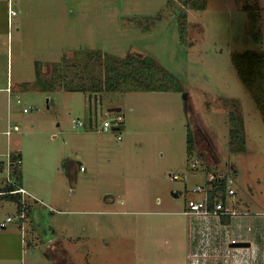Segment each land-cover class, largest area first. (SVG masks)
I'll return each mask as SVG.
<instances>
[{"label": "rangeland", "instance_id": "1", "mask_svg": "<svg viewBox=\"0 0 264 264\" xmlns=\"http://www.w3.org/2000/svg\"><path fill=\"white\" fill-rule=\"evenodd\" d=\"M203 4L0 0V78L7 72L19 89L10 106L20 126L13 136L23 159L17 182L25 190L15 196L20 212L16 200L0 197V222L13 219L0 229V264H264V124L255 90L242 85L233 63L246 51L264 55V0ZM89 52L97 54L88 60ZM103 56L110 64L145 59L156 67L153 84L136 64L142 90L124 84L98 94L96 104L70 90L76 75L106 78ZM59 65L63 85L51 74ZM112 107L122 109L124 122L103 131L118 115L106 113ZM229 113L243 121L242 154L227 147ZM188 124L206 161L197 150L189 155ZM1 162L4 156L0 188L15 186ZM220 172L234 179L228 206L250 215L229 224L183 215L188 200L204 198L193 190Z\"/></svg>", "mask_w": 264, "mask_h": 264}, {"label": "trees", "instance_id": "2", "mask_svg": "<svg viewBox=\"0 0 264 264\" xmlns=\"http://www.w3.org/2000/svg\"><path fill=\"white\" fill-rule=\"evenodd\" d=\"M171 1H178L181 8L185 9H193V10H197V9H203V0H171ZM183 19V18H182ZM97 53H95V55L92 52H89L87 54V59L89 60V58H92L96 56ZM100 56V54H98ZM98 56V57H99ZM104 57V62L106 64L107 67V63H108V71H107V76L106 78L100 82L99 80H97V78H86L84 77V75L78 76L76 75L77 79L70 80V90H77V91H84L86 93H88V95H93V96H97L98 99L99 96L98 94H102V93H114V92H121L123 89H125V86L122 88L121 86H123L124 84H128L131 85L130 88L132 89H137V90H142V88L140 87H136V83L135 80L138 79L139 76V69L137 68V65H142V66H146L143 69L145 70L144 73L142 74H148V77L151 78L150 82L151 85L154 82V73L153 70L156 68L154 67L152 70L149 69L152 64H148L147 61H145V59H140L137 58L134 59V57H129V58H125L123 60H119V59H112L113 64H110L109 61V57L103 56ZM240 59V63H237L236 59ZM110 59V60H111ZM134 62V63H133ZM114 63L119 64L118 66L114 65ZM233 63L236 64V68H237V76L240 79L242 85L246 88H248L250 91H254L255 90V97H254V101H255V105L256 108L258 110V113L261 116L262 122L264 124V55L256 52V51H246L243 53H240V55H237L236 58H234ZM136 65V67H135ZM58 67H61V69L59 70L56 69L54 71V69L52 68V75L55 73L58 75V77L61 79V85L65 83H67L66 81H64L65 79V75L64 72H62L64 65H59ZM123 67V69L121 70L120 68ZM148 69V71H146ZM120 71V72H118ZM63 73V74H62ZM167 75V74H166ZM164 80L163 82L165 83V85L167 86V80L168 79V75L164 76ZM77 82V83H75ZM49 89H51V82L49 83ZM56 82L53 83V86L55 87H59V85L56 86ZM256 84V88L253 87V85ZM150 85V90H154V87H157V85L155 86V84L153 86ZM121 87V88H120ZM164 86L163 84L160 83V85L157 87L156 90L158 89H163ZM168 88V87H167ZM48 89V90H49ZM147 89H143L144 91ZM155 91V90H154ZM228 149L229 152L231 154H242L246 151V145H245V135L243 134V121L240 115H238L237 113H229L228 114ZM188 139H187V150L190 153L189 155H191L193 152H197V156L200 160L202 161H206V156H207V152H205V148L203 147V151H201V149H197V144H198V135H196V133L194 131H192L191 127L188 124ZM205 140V139H204ZM208 142V146H210V140L206 139ZM206 142V141H205ZM210 168H208L209 170H214L213 167L209 166ZM231 169V168H230ZM230 172V170H229ZM234 172V171H232ZM234 174V173H233ZM214 178L212 181H210L207 185L208 187H210V190L208 191V196H209V205H212L213 203V198H219V200H221L223 202L224 205H227V197L225 195V193H227V186H226V179H225V173L224 172H220L219 175L216 176L213 175ZM15 177H16V184L15 186H6L5 188H0V197H9V199L11 200H16L15 196L20 195V194H14L11 193L12 191L16 190L15 188L18 187V183L17 182L20 178L18 171L15 172ZM223 190L225 191V193L223 192ZM18 205H17V210L20 211V209L23 207L21 205V202L16 200ZM234 207V206H233ZM221 223L223 224H229L231 219L228 216H221L220 218Z\"/></svg>", "mask_w": 264, "mask_h": 264}, {"label": "built area", "instance_id": "3", "mask_svg": "<svg viewBox=\"0 0 264 264\" xmlns=\"http://www.w3.org/2000/svg\"><path fill=\"white\" fill-rule=\"evenodd\" d=\"M17 103H21L19 99H17ZM23 112L26 113L27 109H23ZM115 118L111 120H107L102 124V130L103 131H109L110 129L120 126V124L123 122V116L120 113ZM77 127L83 126V123L79 122L76 124ZM95 128L98 127L97 124L94 126ZM19 127L16 125L9 126L5 132V134L9 137L13 132H18ZM120 137H118L119 139ZM5 162H3V166H5L7 171V177L8 181L13 184V178L15 177V172L18 171L21 160L19 157H13L10 149L7 150L5 154ZM214 176H212V179ZM173 179H176V176H173ZM234 179L231 176H227L226 179V186H227V205H224L219 198H213L212 205H209V196L208 191L209 188H206L204 186H197L193 193L196 194H204L203 199H199L198 201L194 200H188L187 206L185 208V211L182 213L183 215H194V216H200L203 218H214L220 220L221 216H228L230 219L237 217L239 215H250L248 212H244L243 214H240L236 212L232 207H229L230 203L228 204V201L231 200V198L234 196L235 189L234 186ZM16 190L12 191L11 193L14 194H25V191L20 188L16 187ZM232 201V200H231ZM13 222V219L8 216L3 221L0 222V229H6L10 223Z\"/></svg>", "mask_w": 264, "mask_h": 264}, {"label": "crops", "instance_id": "4", "mask_svg": "<svg viewBox=\"0 0 264 264\" xmlns=\"http://www.w3.org/2000/svg\"><path fill=\"white\" fill-rule=\"evenodd\" d=\"M47 76H48V74H46L44 77H47ZM20 84H22V82ZM18 90H19L18 88H14V84H13L12 81L9 80V76H7V72H6V80H5V82H2L1 78H0V156H2V157L5 156L7 150L10 149L13 157H19V159L21 160V164H22V160L23 159H22L21 150L17 147L18 143L14 142V140H16V139L13 138V136L16 133L20 132V126H18L16 123H13V120H15V119L13 118L12 113H11V111L13 110L12 106H10V99L14 95L18 94ZM121 124H120V126H121ZM13 125L18 126L19 127V131L18 132H13L8 137L5 134V132H6V130H7V128L9 126H13ZM120 126L116 127V128H113V129L119 130ZM227 147H228V141H227ZM80 164L81 163H78V165H80ZM1 165L3 166V162H1ZM230 168H231L230 169V174L232 175L234 172H236V166L231 164ZM232 171H234V172H232ZM19 172H20L19 176H20V179H21V169L20 168H19ZM21 184H22V181H20V183H19L20 186H18V187H21V186L23 187V185H21ZM207 188H209V187H207ZM21 205H22V203H21ZM17 212H20V211L17 210ZM21 219H23V218H21Z\"/></svg>", "mask_w": 264, "mask_h": 264}, {"label": "water", "instance_id": "5", "mask_svg": "<svg viewBox=\"0 0 264 264\" xmlns=\"http://www.w3.org/2000/svg\"><path fill=\"white\" fill-rule=\"evenodd\" d=\"M92 98L94 99V102L95 104L97 103V97L96 96H91L89 95V101L91 102ZM121 108L120 107H112V108H107L106 109V113L107 114H110V113H120L121 112ZM96 124V122H95ZM232 245L234 247H237V248H246V247H249L250 246V243H247V242H237V243H232Z\"/></svg>", "mask_w": 264, "mask_h": 264}, {"label": "bare ground", "instance_id": "6", "mask_svg": "<svg viewBox=\"0 0 264 264\" xmlns=\"http://www.w3.org/2000/svg\"><path fill=\"white\" fill-rule=\"evenodd\" d=\"M186 116H187V115H186ZM123 122H124V121H123ZM21 187H22V186H21ZM21 187H20V188H21ZM22 189H23V187H22ZM226 190H227V189H226ZM223 192L225 193V191H224V190H223ZM225 194H226V193H225ZM11 218H12V217H11Z\"/></svg>", "mask_w": 264, "mask_h": 264}, {"label": "flooded vegetation", "instance_id": "7", "mask_svg": "<svg viewBox=\"0 0 264 264\" xmlns=\"http://www.w3.org/2000/svg\"><path fill=\"white\" fill-rule=\"evenodd\" d=\"M93 97V96H92ZM97 97V96H96ZM185 99H186V97H185ZM97 100H98V97H97ZM186 102V101H185ZM187 104V103H186ZM209 136H210V134H208ZM210 139V138H209Z\"/></svg>", "mask_w": 264, "mask_h": 264}]
</instances>
